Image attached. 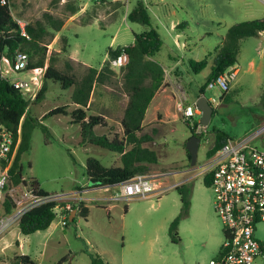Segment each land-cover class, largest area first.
I'll list each match as a JSON object with an SVG mask.
<instances>
[{"label": "rangeland", "instance_id": "1", "mask_svg": "<svg viewBox=\"0 0 264 264\" xmlns=\"http://www.w3.org/2000/svg\"><path fill=\"white\" fill-rule=\"evenodd\" d=\"M66 1L75 2L79 11L68 14L64 9ZM10 2L14 18L27 24L42 16L45 10L66 19L63 28L55 32L47 44L46 65L54 57L57 68L65 73H75L77 78L84 75L86 65L101 68L108 59L109 48L132 44L135 42L134 32L149 29L144 24L127 19L138 0H61L56 4L53 0ZM145 2L150 9L152 24L157 27L163 39V46L155 58L167 67L181 60L183 80H180L178 87L181 91L177 87L171 89L168 86L161 89L149 106L143 129V133L153 137L145 146L156 150L159 156L158 163L150 165L149 173L190 169V172L168 179L173 182L188 179L184 183L193 187L189 215L180 221L178 228L180 240L173 242L169 232L171 222L182 207L177 188L148 199L128 198L120 201H101L96 198H108L117 192L116 188L88 190L86 192H92L87 202L90 208L87 217L78 213L74 220L68 218L67 224L63 225L64 217L58 213L48 229L29 235L20 232L22 246L19 248L20 244L14 242L13 248L3 250L0 264H15V258L20 255H30L36 264H91V254L101 255L107 264H208L219 255L226 239L225 228L215 210L212 187L206 185L204 177L196 176V173L209 162L208 151L215 140L213 127L221 129L230 139L235 140L252 136L263 128L254 137L252 144L264 148L263 37L244 40L242 54L236 66H231L238 68L239 74L228 91L232 97L230 101L223 100L222 89L208 88L210 65L196 74L192 71L191 62L203 60L210 52H214L233 24L257 18L258 15H249L248 11H264V0ZM163 11L169 12L163 16ZM171 19L177 21L173 30H170ZM181 23H187L184 30L178 29ZM68 54L77 60H71L74 62L72 69L66 66L70 59ZM126 60L125 56L116 66V74L110 82L96 84L93 89L87 113L104 115L108 122L107 126L96 127L98 134L114 137L116 133L120 136L123 133L121 121L129 100L122 72ZM2 66L4 68V62ZM5 67L8 68V65L5 64ZM45 71L44 67L41 74L22 71L10 73L9 77L30 80L34 74L38 75L39 84L35 83L31 92L36 99L44 82ZM48 86L49 90L42 101H30V113L41 119L42 126L33 130L30 149L22 156L24 179L28 183L32 178L37 179L42 189L50 194L70 192L84 183L96 186L87 177L88 157L98 158L105 166H115L121 164L120 154L99 146H85L80 142V125L72 122L71 114L43 118L58 106L68 105L69 113L78 107V104L71 101L74 87L63 89L59 83L54 82ZM202 87H206L204 96L211 100L214 113L206 131L199 133L202 138L198 161L192 166L185 148L192 137V131L184 122L176 100L178 94L183 100L187 92L189 102H192L201 96ZM183 90H186L184 94ZM213 98L219 102L218 105L212 101ZM178 110L180 119L175 117ZM200 119L201 116L195 115L192 122L196 124ZM44 126L48 127V131L44 130ZM59 201L73 206L78 200L70 198ZM3 214L4 204L0 201V217ZM18 230L16 223L0 233V239L6 234L3 238L12 239ZM256 236L264 245V221L258 223ZM254 264H264V251L255 258Z\"/></svg>", "mask_w": 264, "mask_h": 264}, {"label": "trees", "instance_id": "2", "mask_svg": "<svg viewBox=\"0 0 264 264\" xmlns=\"http://www.w3.org/2000/svg\"><path fill=\"white\" fill-rule=\"evenodd\" d=\"M61 0H53L59 3ZM105 1V0H102ZM64 9L68 14H75L79 7L72 1H66ZM128 21L144 24L148 30L137 33L134 32L135 42L128 45H119L117 48L108 49V59L99 69L93 66H86V72L81 78H77L75 73H65L54 64V57L47 59V44L54 37V33L60 31L66 19L55 15L50 10H45L42 16L26 24L27 36L22 33V28L18 19L14 18L12 4H2L0 0V65L2 57L12 59L17 50L25 51L29 54L28 69L46 68L44 82L39 90L35 101H42L49 90L51 82L59 83L63 89L74 87L71 101L79 106L71 113L68 105L58 106L46 113L43 118L52 115H72V122L80 125V142L85 146L93 145L108 149L120 154V165L105 166L101 161L93 156L88 157L86 162L87 177L94 185H115L127 181L136 174L146 173L151 164L159 161L156 150L145 146L153 137L149 133H143L144 120L147 110L152 101L157 97L161 89L168 86L165 81L166 71L163 63L156 59V54L163 46V39L157 29L153 26L150 9L145 0H138L127 16ZM187 23L178 25V29L185 28ZM264 19H252L233 24L227 31L222 43L217 46L214 52H210L203 60L191 62L192 71L196 74L204 70L209 64L211 72L208 77L210 81L216 79L231 66L237 64L242 42L250 37L263 34ZM66 50V49H65ZM66 52V51H64ZM66 54V53H65ZM127 57V62L122 67L124 88L129 95L128 104L122 118L123 133L121 136L116 133L114 137L108 134H98L96 127L107 126L108 122L103 115H88V104L96 84H105L112 80L116 74L113 63L122 57ZM73 61L66 62L69 69L73 67ZM1 72V69H0ZM207 84V86H208ZM206 87H202L200 93L203 94ZM264 96V93H263ZM224 101H230L231 94L223 92ZM30 99L25 97L8 79L0 75V122L12 130L15 141L19 139L17 152L15 153L10 176L14 184L28 183L22 174L21 160L25 152L30 149L33 130L37 126H42L40 118H35L30 113ZM42 118V119H43ZM184 119V118H183ZM193 120V119H192ZM191 119H184L192 131V135H199L195 132ZM48 131V127H43ZM215 134L213 146L208 151L210 158L222 147L230 137L217 127H213ZM191 161L190 152L186 149ZM0 165H6V161L0 160ZM212 174L208 173L204 177L206 185L211 186ZM30 184L38 190L41 195L50 193L40 188L37 179L32 178ZM81 189V187H78ZM181 198V211L171 222L169 232L173 242L180 240L178 228L180 221L187 217L191 208L193 187L188 183L177 186ZM4 214L11 213L16 205L10 197L4 201ZM58 202L51 201L38 205L27 211L20 218L18 226L20 232L25 235L33 234L40 230H46L56 218L55 207ZM66 204L65 202L62 203ZM77 209L79 214L87 217L90 211L86 202L79 201ZM75 217L73 218V220ZM262 246L264 247L263 243ZM91 264H107L99 254H91ZM15 264H36L30 255H20L15 258Z\"/></svg>", "mask_w": 264, "mask_h": 264}, {"label": "built area", "instance_id": "3", "mask_svg": "<svg viewBox=\"0 0 264 264\" xmlns=\"http://www.w3.org/2000/svg\"><path fill=\"white\" fill-rule=\"evenodd\" d=\"M1 3L7 4L9 0H1ZM18 22L22 33L27 36L25 30L27 23L21 20ZM29 61V54L20 50L16 51L12 59L3 56L0 75L8 79L30 101H33L35 95L31 92L35 83L39 84V76L34 74L30 80L9 77L10 73L22 71L37 72V74L43 72V68L29 70ZM238 73L235 67H230L210 81L208 88L218 87L227 92ZM209 101L212 104L211 100ZM212 101L216 105L219 104L215 98ZM177 105L184 119L192 120L195 115L201 114L196 104L187 105L184 100H181ZM192 125L196 133H203L207 128L200 120L196 124L192 122ZM262 129L260 128L254 135L243 139H229L209 159L207 166L196 173V176L203 177L208 173L212 174L211 187L215 196V210L226 232V239L219 255L211 259L208 264H254L255 258L263 254L264 247L256 236V230L258 223L264 221V148L252 144V140ZM19 141L18 139L16 142L13 131L0 122V160L6 161V165H0V201H4L8 196L16 205L11 213L0 217V233L18 223L23 214L30 209L51 201L58 202L55 211L63 215L62 224L66 225L73 207L68 202L63 205L59 200L70 199L76 192L41 195L30 183L14 184L12 182L10 168ZM183 172H190V169L140 173L119 184L97 185L88 190L116 188L117 192H113L108 198L112 201L128 198L148 199L183 184L184 181H168Z\"/></svg>", "mask_w": 264, "mask_h": 264}, {"label": "crops", "instance_id": "4", "mask_svg": "<svg viewBox=\"0 0 264 264\" xmlns=\"http://www.w3.org/2000/svg\"><path fill=\"white\" fill-rule=\"evenodd\" d=\"M168 12L169 11H163V16L165 15V14H168ZM170 12H174V11H170ZM248 14L249 15H258L257 16V18H254V19H264V11H248ZM163 18V20L165 19L164 17H162ZM97 19V18H96ZM177 26V21L176 20H174V19H171V25H170V30H173V29H175V27ZM182 30H184V28L182 29ZM144 32V31H143ZM137 33H141V32H137ZM179 34H181V33H178L177 35H179ZM260 36H262L263 37V47H264V34H261ZM243 43H244V41L242 42V46H241V51H240V53L242 54V51H243V47H244V45H243ZM67 54V53H66ZM69 55V54H68ZM69 60H75V61H77L75 58H73L71 55H69ZM127 58V57H126ZM122 60H124V57L123 58H121L119 61H117V62H114L113 64V67L116 69L117 67L116 66H118L119 65V63L122 61ZM126 62H127V60H126ZM180 62H181V60H178V61H175L174 62V64L173 65H171L170 67H167V66H165V64L163 63V66H164V68H165V71H166V77H165V81L167 82V84H168V87L169 88H171V89H173V88H175V87H177L176 89H180V88H178L179 87V85H180V80H183V76H182V73H181V71H180ZM125 64V63H124ZM210 65V64H209ZM208 65V66H209ZM86 66H89V65H86ZM207 66V67H208ZM234 66H236V65H234ZM210 67H211V65H210ZM100 69V68H99ZM238 69V68H237ZM238 71H239V69H238ZM239 74V73H238ZM200 90H201V88H200ZM178 91H181V89L180 90H178ZM183 92V94H184V92H186V90H183L182 91ZM201 96H204V93L203 94H200ZM178 96H179V98H177V104H178V102L180 101V100H182L181 98V95H179L178 94ZM201 96H197L196 97V99L195 100H193L192 102H189V97H188V95H187V92H186V95L183 97V100H185L184 102H185V104H189V105H194V104H196V102H197V100L201 97ZM155 101V99L153 100V102ZM197 105V104H196ZM79 106V105H78ZM148 111H149V108H148V110H147V113H146V117H147V115H148ZM198 116H201V114H197ZM104 116V115H103ZM104 117H106V116H104ZM175 117L176 118H179L180 119V111L178 110V112H175ZM107 118V117H106ZM144 121H146V119L144 120ZM110 122V121H109ZM96 130V129H95ZM186 148V147H185ZM188 180V179H187ZM102 186V185H101ZM93 187H95V186H93ZM92 186H89L88 185V183H84L82 186H81V189H79V188H76V189H74V190H72V191H70V192H76V193H74L75 195H73L72 196V199H77L78 201H77V203L75 204L76 206V208H78V203H79V201H84V202H86V205H88V201L90 200V193L92 192H86V190H88V189H90V188H93ZM40 188L42 189V187L40 186ZM44 190V189H43ZM101 190V189H100ZM46 191V190H45ZM80 191V193H78ZM97 198V200H101V201H104V200H106V199H108V198H106V197H96ZM89 206V205H88ZM74 210V209H73ZM72 210V211H73ZM72 213V212H71ZM79 213V211L76 209V211H75V215H74V217L77 215ZM71 215V214H70ZM19 234H20V228H19V230L15 233V236H13V238L12 239H7V237H5V238H3L4 236H7V234L6 235H4L1 239H2V241H3V243H2V247H1V251H0V254L1 253H3V250H6V249H8V248H13V243L14 242H17V243H19L20 244V246H18L19 248L22 246V241L19 239ZM25 235V234H24ZM0 239V240H1Z\"/></svg>", "mask_w": 264, "mask_h": 264}, {"label": "water", "instance_id": "5", "mask_svg": "<svg viewBox=\"0 0 264 264\" xmlns=\"http://www.w3.org/2000/svg\"><path fill=\"white\" fill-rule=\"evenodd\" d=\"M197 107L201 111V123L205 126H208L211 122L213 113H214V107L210 103V101L205 97L201 96L197 102ZM201 141V137L197 135H192L191 139L189 142L186 144V149L190 152V157H191V165L194 166L196 165L198 161V151H199V143ZM76 209H74L69 216V219L72 221L75 215Z\"/></svg>", "mask_w": 264, "mask_h": 264}, {"label": "flooded vegetation", "instance_id": "6", "mask_svg": "<svg viewBox=\"0 0 264 264\" xmlns=\"http://www.w3.org/2000/svg\"><path fill=\"white\" fill-rule=\"evenodd\" d=\"M185 182V181H184Z\"/></svg>", "mask_w": 264, "mask_h": 264}]
</instances>
